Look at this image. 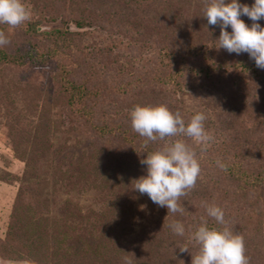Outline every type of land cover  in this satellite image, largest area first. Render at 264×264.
Segmentation results:
<instances>
[{
  "label": "rangeland",
  "instance_id": "374dc122",
  "mask_svg": "<svg viewBox=\"0 0 264 264\" xmlns=\"http://www.w3.org/2000/svg\"><path fill=\"white\" fill-rule=\"evenodd\" d=\"M63 1L23 0L30 10V19L16 28L0 24V31L8 39V43L0 48L8 54L18 55L32 48L49 49L54 53L51 59L42 62L29 58L20 66H0V237L10 220L27 166L29 171L47 170L48 175L51 173L58 179L55 167L70 169L77 156L98 147L103 159L102 169L117 167L118 184L122 190L127 188L131 193L126 201H122L130 207L126 206L121 213L120 231L129 228L133 237L139 235L148 244L151 241L163 244L175 234L169 226L171 223L182 220L187 223L192 215L201 212L204 185L216 189L219 198H211V204L220 207L234 195L241 194L240 181L235 174L230 175L225 168H220L217 160L225 165L240 164L251 174L264 165L260 160L264 156L255 155L264 154V123L258 116L264 111L263 101L259 99V94L264 93V81L231 65H226L225 71H213L211 77H201L189 68L206 64L213 70L217 64L208 61L209 52L228 64L248 55L217 49L220 28L209 25L203 17L205 0H166L142 24L138 22L140 15L135 10L126 12L124 9V12L119 8L118 19L114 15V18H108L107 12L113 2L108 1L102 6L98 0H81L78 10H82L81 17L88 22L83 27L67 21L77 10L74 4L58 16ZM239 3L251 6L254 0H239ZM124 16L129 20L127 23L121 20ZM241 19L245 23L250 20L247 16H241ZM259 23L264 27V19ZM54 30H59V35ZM227 31L231 32L230 26ZM174 66L178 67V86L170 87L173 95H168L154 74L159 68L167 73ZM225 77L231 82L229 86L222 79ZM64 83H75L86 91L87 95L82 99L83 111L76 108L77 103L73 105L76 109H72L71 96L64 89ZM155 103L165 104L173 112L178 110L186 123L196 113H204L205 130L213 137L206 151H201L191 138H168V142L183 139L203 159L195 187L180 198L183 213L168 212L166 207L154 204L147 194L142 195L134 189L135 180L147 174V165L140 161L162 147L164 141L149 142L145 148L144 137L134 134L131 140L124 133L135 132L130 112L136 105ZM254 104L253 110L248 108ZM36 123L40 124L37 130L34 129ZM35 134L48 136L47 149L46 139L33 137ZM127 154L130 157H126ZM244 183L249 184L243 192L244 207L253 208L256 213L245 219L248 230L243 236L245 246L253 256L252 262L256 261L254 264H264V182L257 188L254 179ZM97 195L90 191L89 196H83L89 199L84 203L89 204L90 198ZM63 196L67 193L61 192L57 198ZM57 206L50 207V216L56 220ZM236 220L238 218L230 221L237 227ZM258 225L261 233L255 238ZM104 226L106 231L110 224L105 222ZM112 230L118 231L119 227ZM247 237L252 242L257 241L256 247L249 245ZM179 246H187L189 256L193 250H199L194 241ZM0 264L27 262L0 256Z\"/></svg>",
  "mask_w": 264,
  "mask_h": 264
},
{
  "label": "trees",
  "instance_id": "16d2710c",
  "mask_svg": "<svg viewBox=\"0 0 264 264\" xmlns=\"http://www.w3.org/2000/svg\"><path fill=\"white\" fill-rule=\"evenodd\" d=\"M98 1L101 2L102 6L106 5L108 1L113 2L111 9L109 8L107 12L108 18H114L115 16V19H118L117 17L120 13L119 8H123L122 11L124 12V9H126V12L135 10V13L140 15L138 22L141 24L148 20V15H153L159 10L157 8L159 4L166 3V0ZM80 2L81 0H64L60 3L62 6H59L58 16L66 8L68 9V7L74 4L77 10H75L72 16L67 18V21L73 22L77 27L87 25L88 22H85L86 19L84 20L81 17L82 10H78V6H81ZM134 18L136 17H132V19ZM121 20H124L125 23L129 21L125 16ZM250 23V20H248L246 24L249 25ZM54 31L59 35V30ZM149 34L151 35V33ZM207 55L208 61L216 62L215 64H217L213 70L206 64H200V66L195 68L192 66L189 67L194 70L195 74L201 77H206L207 75L211 77L213 71H217L218 69H224L225 71L226 65H231V67H239L241 71L249 73L255 79L264 81V69L258 68L255 61L249 58V55L242 56L235 62H231V64L222 60L221 62V58L212 57L210 52ZM53 56V51L49 49L47 51H40L32 48L18 55H11L0 48V66H20L24 63L25 59L29 58H37L38 61L42 62L51 59ZM177 71L178 67L175 68L174 66L167 73L162 68H159V71L154 74L156 75L157 83L160 81L163 84L165 92L168 95H173L170 87L173 89V86H176V84L178 86V83H176ZM156 79L154 78V81ZM222 79L225 83H228L227 86L230 85L231 82L226 77ZM80 88L75 83H64V89L68 90L71 96L69 100H71L72 109L79 108L81 112L84 107L82 99L86 97L87 93ZM1 97L2 94L0 92V102ZM259 97L264 104V93L259 94ZM74 103L78 104L76 108L73 106ZM154 105L158 104L155 103ZM255 105L249 106L248 108L253 110L256 107ZM4 107L7 108V104ZM258 116L261 117L259 120L264 123V111L259 113ZM39 126L40 124L38 125L36 123L34 129H39ZM124 134L129 135L128 137L131 140L134 139V134L140 137L136 132ZM33 137L46 139L45 149L48 148V136H37L35 134ZM132 144L135 145V142ZM255 155L260 157L264 156V154L259 153ZM128 156L130 157L127 154L126 157ZM197 157L201 166L203 164L202 156ZM25 159L28 158L25 157ZM240 160L242 161L241 158ZM260 160L264 162L263 158ZM102 161L103 159L101 158V154H99L98 147H95V149L93 148L77 156L70 169L66 167L59 168V166L55 167L59 175L58 179L51 173L48 175L47 170L31 169L29 171L30 169L28 170L27 166L26 172L21 177L22 180L17 189L10 220L6 226L4 235L0 237V256L7 259L23 260L27 264H126L125 257H129L132 264H191L192 256H189L186 252L181 253L178 246L187 241H194L191 239L192 234L201 224L202 220H207L209 228H223L226 226L234 234H241L245 237L248 231L245 219L252 218L256 213L253 208L245 209L244 207L245 204L242 200L244 198L243 192L248 187L247 185H249L245 184L244 181L254 179L257 182V185H254L255 188L264 182V165L260 166L258 164L260 166L258 171L251 174L248 169L239 166L240 164H226V173L230 175L235 174L236 179L240 181L241 186H239V189L241 194L238 193V195H234L221 204V208L225 212V224H217L213 218L207 216L204 205H212L211 198L218 199L219 194L215 192L216 189L212 188L211 185H204L202 187L203 192L201 193L204 198L200 201L202 203L200 208L201 212L192 215L187 223L183 220L181 221L185 226L184 236L181 237L174 234L171 240L168 241L165 239L162 242L163 244L152 243V241L148 244L139 235L133 237V233L129 228L127 231H123V229L120 231V224H122L120 220L123 217L121 213L124 212L123 210L126 206L128 209L130 207L129 203L125 204L122 201H126L131 193L130 190H126L127 188L122 190L118 184L120 182V176L118 175L119 169L115 166V168L109 167V169L106 167L102 169ZM56 162L58 163L59 160ZM90 191H94L98 195L97 197L90 198L91 202H88L89 204H85L84 202L89 201V199L83 196H89ZM61 192H66L67 196H63L64 198L62 199L59 196L60 198L58 197V199L57 196ZM81 196L83 199H81ZM121 202L122 204H120ZM54 204L58 205L56 207L59 214L57 215V220L53 216H50V207ZM232 217L235 219L238 218L236 220L237 227L231 223L230 220H235ZM105 222L106 225L110 224L109 231L104 230ZM258 224L260 225L261 221ZM259 225L257 234H254L255 238L261 233ZM118 227V231L112 230ZM243 230L246 232L244 233ZM247 239L246 241L249 245H252V248L258 244L257 241L252 242L250 237H247ZM122 245H124V248ZM198 251L193 250L192 255H196ZM249 252V249L246 247V256L249 258L250 264H254L256 261L252 262L253 256Z\"/></svg>",
  "mask_w": 264,
  "mask_h": 264
},
{
  "label": "clouds",
  "instance_id": "9594fccd",
  "mask_svg": "<svg viewBox=\"0 0 264 264\" xmlns=\"http://www.w3.org/2000/svg\"><path fill=\"white\" fill-rule=\"evenodd\" d=\"M241 16H247L252 21L251 26ZM203 17L209 25L220 28L217 49L223 48L229 54L247 53L258 68L264 69V27L259 23L264 19V0H254L251 6L239 0H205ZM29 19L30 10L23 0H0V24L16 28ZM229 26L231 32L227 31ZM7 43L5 33L0 31V46ZM130 118L133 130L145 138V148L149 142L164 141L162 147L140 161L147 165V174L135 180L134 189L142 195L147 194L154 204L166 207L168 212L183 213L180 198L195 187L201 167L193 147L183 139L168 142V138H191L201 151H206L213 137L205 130V114L198 112L186 123L178 110L173 112L165 104L136 105ZM217 165L222 169L227 167L220 160ZM204 206L208 217L217 224H225L223 208L215 204ZM169 226L176 235L184 236L183 223L175 221ZM191 239L199 245L198 253L191 254V264H250L244 237L226 226L209 228L207 220H202ZM178 248L181 253L190 252L187 246ZM124 259L126 264H132L129 257Z\"/></svg>",
  "mask_w": 264,
  "mask_h": 264
}]
</instances>
